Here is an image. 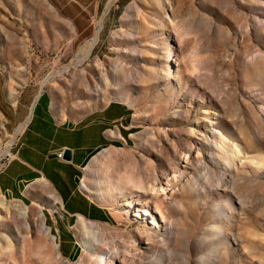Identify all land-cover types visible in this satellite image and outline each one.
Wrapping results in <instances>:
<instances>
[{"label": "rangeland", "instance_id": "rangeland-1", "mask_svg": "<svg viewBox=\"0 0 264 264\" xmlns=\"http://www.w3.org/2000/svg\"><path fill=\"white\" fill-rule=\"evenodd\" d=\"M76 1L84 20L69 0H0V81L41 83L62 119L132 107L135 139L82 183L114 222L67 243L0 195V264H264V0Z\"/></svg>", "mask_w": 264, "mask_h": 264}, {"label": "crops", "instance_id": "crops-1", "mask_svg": "<svg viewBox=\"0 0 264 264\" xmlns=\"http://www.w3.org/2000/svg\"><path fill=\"white\" fill-rule=\"evenodd\" d=\"M69 2L81 7L75 18L84 20L86 10L76 0ZM134 118L128 103L110 101L79 119H62L41 83L29 81L13 92L6 79L0 81V143L16 135L13 146L3 147L4 159H9L0 166V195L42 211L45 223L59 229L67 243L77 242L74 228L82 220L113 223L110 210L93 200L82 183L97 154L130 146L138 134ZM66 150L71 159H58Z\"/></svg>", "mask_w": 264, "mask_h": 264}, {"label": "built area", "instance_id": "built-area-1", "mask_svg": "<svg viewBox=\"0 0 264 264\" xmlns=\"http://www.w3.org/2000/svg\"><path fill=\"white\" fill-rule=\"evenodd\" d=\"M57 157H58V159H63V157H64V152H59L58 154H57ZM9 159V157H7V159H3L2 161H1V159H0V166H3L4 164H5V162H6V160H8Z\"/></svg>", "mask_w": 264, "mask_h": 264}, {"label": "water", "instance_id": "water-1", "mask_svg": "<svg viewBox=\"0 0 264 264\" xmlns=\"http://www.w3.org/2000/svg\"><path fill=\"white\" fill-rule=\"evenodd\" d=\"M64 156L66 157V159L70 160L71 159V152H70V150H66L64 152Z\"/></svg>", "mask_w": 264, "mask_h": 264}, {"label": "bare ground", "instance_id": "bare-ground-1", "mask_svg": "<svg viewBox=\"0 0 264 264\" xmlns=\"http://www.w3.org/2000/svg\"><path fill=\"white\" fill-rule=\"evenodd\" d=\"M144 215H145V216H148V217L150 216L147 212H145ZM152 223H153V224H159V223L157 222V220H154Z\"/></svg>", "mask_w": 264, "mask_h": 264}]
</instances>
